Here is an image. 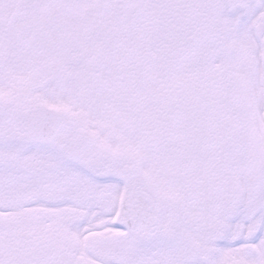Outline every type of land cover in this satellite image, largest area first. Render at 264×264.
I'll return each mask as SVG.
<instances>
[{"label": "snow or ice", "instance_id": "6c2138e0", "mask_svg": "<svg viewBox=\"0 0 264 264\" xmlns=\"http://www.w3.org/2000/svg\"><path fill=\"white\" fill-rule=\"evenodd\" d=\"M0 264H264V0H0Z\"/></svg>", "mask_w": 264, "mask_h": 264}]
</instances>
